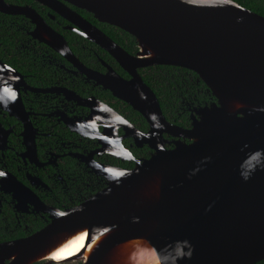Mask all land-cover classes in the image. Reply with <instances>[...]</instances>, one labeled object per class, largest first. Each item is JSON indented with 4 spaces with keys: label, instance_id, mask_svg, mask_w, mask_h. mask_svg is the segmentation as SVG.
I'll return each instance as SVG.
<instances>
[{
    "label": "water",
    "instance_id": "obj_1",
    "mask_svg": "<svg viewBox=\"0 0 264 264\" xmlns=\"http://www.w3.org/2000/svg\"><path fill=\"white\" fill-rule=\"evenodd\" d=\"M30 1L78 27L132 76L119 97L147 121L153 154L131 170L100 167L105 188L29 237L0 244V264L263 261L264 17L232 0ZM72 8L126 32L136 56ZM0 13L26 17L33 37L43 34L39 42L72 61L31 7L0 0ZM151 66L193 72L216 102L194 109L190 128L171 125L136 73ZM162 133L176 138L172 149Z\"/></svg>",
    "mask_w": 264,
    "mask_h": 264
},
{
    "label": "flooded vegetation",
    "instance_id": "obj_2",
    "mask_svg": "<svg viewBox=\"0 0 264 264\" xmlns=\"http://www.w3.org/2000/svg\"><path fill=\"white\" fill-rule=\"evenodd\" d=\"M5 3L31 7L64 39L72 61L39 42L43 34L33 37L26 17L0 13L8 38L0 43V244L29 237L53 214L105 188L100 167L131 170L153 154L144 144L147 121L119 97L132 76L48 8ZM19 32L22 39L12 40ZM142 69H136L141 80ZM162 138L164 150L172 149L176 138Z\"/></svg>",
    "mask_w": 264,
    "mask_h": 264
},
{
    "label": "trees",
    "instance_id": "obj_3",
    "mask_svg": "<svg viewBox=\"0 0 264 264\" xmlns=\"http://www.w3.org/2000/svg\"><path fill=\"white\" fill-rule=\"evenodd\" d=\"M232 1L264 17V0ZM72 9L99 28L103 34L125 52L130 54L138 50L134 39L126 32L106 24H100L90 14ZM3 18V16H0V43H2V46L8 42L7 33L5 34L3 30V26L6 24V21L3 23ZM17 34V38L12 40L20 41L22 39L20 32ZM140 75L144 84L153 91L165 120L180 128H190L192 110L209 106L211 103L216 102L206 86L198 80L193 72L176 67L153 66L140 70ZM256 264H264V260Z\"/></svg>",
    "mask_w": 264,
    "mask_h": 264
},
{
    "label": "bare ground",
    "instance_id": "obj_4",
    "mask_svg": "<svg viewBox=\"0 0 264 264\" xmlns=\"http://www.w3.org/2000/svg\"><path fill=\"white\" fill-rule=\"evenodd\" d=\"M77 248H78V247H77ZM77 248L73 249L72 251H73V252H76ZM72 251H70L69 253H71ZM65 254H67V252L64 253V255H65Z\"/></svg>",
    "mask_w": 264,
    "mask_h": 264
},
{
    "label": "rangeland",
    "instance_id": "obj_5",
    "mask_svg": "<svg viewBox=\"0 0 264 264\" xmlns=\"http://www.w3.org/2000/svg\"><path fill=\"white\" fill-rule=\"evenodd\" d=\"M69 264H72V263H69Z\"/></svg>",
    "mask_w": 264,
    "mask_h": 264
}]
</instances>
